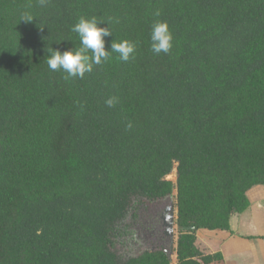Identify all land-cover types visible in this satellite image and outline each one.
<instances>
[{"label":"trees","instance_id":"obj_1","mask_svg":"<svg viewBox=\"0 0 264 264\" xmlns=\"http://www.w3.org/2000/svg\"><path fill=\"white\" fill-rule=\"evenodd\" d=\"M81 17L109 27L106 50L135 43V59L111 52L82 79L50 70L46 47L79 48ZM158 21L167 54L151 51ZM256 186L264 0H0V264H212L197 232L230 230ZM175 189L177 262L129 253L141 211Z\"/></svg>","mask_w":264,"mask_h":264},{"label":"clouds","instance_id":"obj_2","mask_svg":"<svg viewBox=\"0 0 264 264\" xmlns=\"http://www.w3.org/2000/svg\"><path fill=\"white\" fill-rule=\"evenodd\" d=\"M33 20V16L27 12L21 15V21L30 23ZM100 24L95 17L91 19L81 17L71 28V31L77 33L79 36L81 45L79 48L67 50L62 53L59 50H54L52 47H46V63L49 69L53 71L62 70L66 73L65 79H82L86 73L93 71L94 65L108 62L111 52L118 53L119 59L124 62L135 59L136 44L128 40L121 42L112 41L110 51L106 50L105 38L113 34L108 26L100 27ZM173 39L168 24L166 22H156L152 26L150 37L151 51L156 55L169 53L173 47ZM116 102V98L112 97L106 101V104L112 107Z\"/></svg>","mask_w":264,"mask_h":264},{"label":"crops","instance_id":"obj_3","mask_svg":"<svg viewBox=\"0 0 264 264\" xmlns=\"http://www.w3.org/2000/svg\"><path fill=\"white\" fill-rule=\"evenodd\" d=\"M249 208L234 214L230 230L197 232V246L208 255L222 258L212 264H264V186L248 192Z\"/></svg>","mask_w":264,"mask_h":264},{"label":"rangeland","instance_id":"obj_4","mask_svg":"<svg viewBox=\"0 0 264 264\" xmlns=\"http://www.w3.org/2000/svg\"><path fill=\"white\" fill-rule=\"evenodd\" d=\"M169 180L173 182L174 185L177 183V173L174 169L173 172L167 177ZM176 195L177 191L176 189L173 191L172 195L168 197L167 199L156 202V203H149L147 209H149V212L147 209L141 211L139 216V222H138V242L137 244H130V247L128 248L129 253L131 254H139L142 253L145 250H157V249H163L169 252L171 254V259L173 263L177 262L176 258V244L178 240L179 230L177 227V210H176ZM174 205V212H175V228H174V240H175V250L174 252L171 251V243H170V237H167L165 234L162 233L163 237L160 236V234L153 229L154 224L151 223V218L155 217L152 210L158 209V212L160 213V217L163 221V214L165 213L166 209L171 207V205ZM150 210L152 211L150 213ZM164 226V225H163ZM162 232L164 231V227ZM141 231V232H140ZM155 231V233H154ZM137 238V237H136Z\"/></svg>","mask_w":264,"mask_h":264},{"label":"water","instance_id":"obj_5","mask_svg":"<svg viewBox=\"0 0 264 264\" xmlns=\"http://www.w3.org/2000/svg\"><path fill=\"white\" fill-rule=\"evenodd\" d=\"M163 219H164L165 235L167 237H170L171 251L174 252L175 250V240H174L175 212H174L173 204L171 205V207L166 209L165 213L163 214Z\"/></svg>","mask_w":264,"mask_h":264},{"label":"flooded vegetation","instance_id":"obj_6","mask_svg":"<svg viewBox=\"0 0 264 264\" xmlns=\"http://www.w3.org/2000/svg\"><path fill=\"white\" fill-rule=\"evenodd\" d=\"M164 220V219H163Z\"/></svg>","mask_w":264,"mask_h":264}]
</instances>
